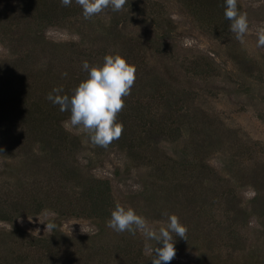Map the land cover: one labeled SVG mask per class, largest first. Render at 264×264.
<instances>
[{
  "label": "rangeland",
  "instance_id": "374dc122",
  "mask_svg": "<svg viewBox=\"0 0 264 264\" xmlns=\"http://www.w3.org/2000/svg\"><path fill=\"white\" fill-rule=\"evenodd\" d=\"M71 5L67 17L62 4L52 12V0H0V62L15 65L14 86L32 84L48 101L44 90L57 86L56 76L78 79L87 59L93 66L131 53L137 79L123 110L143 121L125 124V137L103 148L68 115L63 126L82 148L63 157L67 175L52 181L45 154L39 172L29 162L13 178L15 161L0 149V196L31 190L28 176L40 173L41 185L63 197L61 207L0 221V264H152L140 231L118 233L109 219L80 214V187L96 178L110 181L115 205L134 208L149 224L176 214L187 226V240L173 234L177 254L169 264H264V47L257 46L264 0H238L249 20L243 43L229 30L225 0H127L121 11L109 7L91 19L75 0ZM163 122L175 133L158 139L156 163L154 152L129 149L130 138L147 142L146 130ZM191 163L207 168L184 171ZM155 164H168L166 177ZM46 223L56 227L45 232ZM34 239H47L51 251L32 247Z\"/></svg>",
  "mask_w": 264,
  "mask_h": 264
},
{
  "label": "trees",
  "instance_id": "16d2710c",
  "mask_svg": "<svg viewBox=\"0 0 264 264\" xmlns=\"http://www.w3.org/2000/svg\"><path fill=\"white\" fill-rule=\"evenodd\" d=\"M54 6L53 11H57L61 5L60 0H52ZM47 4H45L46 6ZM62 9L68 11V16L73 11V6H62ZM42 15L45 19H49L48 12L42 10ZM41 18V17H40ZM42 20V18H41ZM43 21V20H42ZM118 31V26H114ZM39 38L43 39L45 35H38ZM72 47L76 46L71 44ZM83 57L91 58L92 55H87L80 52ZM132 54L129 53L125 57L132 63ZM86 61L91 64L90 60ZM5 63L0 62V149L2 152L10 154L9 159L15 161L11 168H13V178L26 174L21 172L24 168H27L31 163L32 166L37 168L39 172L44 162L41 155L45 154V157L49 158L51 164V174L49 181L52 178H60L59 172L67 175V167L63 163L62 159L66 154L80 150L81 141L79 138L71 135L63 126V121L70 115V111L61 112L59 105L53 104L50 100H44L42 96H35L31 92L32 84L30 86H17L13 84V69L15 65H4ZM133 64V63H132ZM87 72L85 71L82 75L77 77L72 76H56L57 86L63 87L64 92L61 95L67 94L72 95L73 81L78 87L79 83L87 78ZM55 78V76H53ZM51 87V86H48ZM46 88L45 94L49 95L53 90ZM75 87V88H76ZM56 93H53L55 95ZM48 97V96H47ZM48 99V98H47ZM136 112H140L139 108H132ZM128 111L130 109L122 110L118 115V122H122L123 125L128 124L130 121L140 122L143 121L142 116H133ZM145 117V115H144ZM132 123V122H131ZM166 122L157 124L149 128L147 132V142L140 141L139 138H130L128 147L129 149L135 150L139 153H153L150 157L155 163L158 160V143L159 138L164 135L172 136L175 133V129L168 128L165 125ZM145 130V126L140 123L138 125ZM125 127V126H124ZM125 132V130L123 131ZM124 134V133H123ZM125 137V135L121 136ZM137 141L139 144H137ZM39 144V150L34 148V145ZM41 154V155H40ZM156 165V169L163 176H167L168 164ZM192 166V167H191ZM207 167L205 165L190 164V167H184V171L193 174L194 171H205ZM33 175V172H32ZM43 175L35 173L34 176H28V180H32L35 185L31 190L26 192L12 193L6 192L3 196H0V221L11 224L15 222L19 216L27 213L26 211H33L34 214H40L46 205H55L56 207L62 206V195L57 194V190L53 187L49 189L46 186L41 185L42 180L40 178ZM194 179V175H190ZM190 176L186 177V180L190 179ZM24 178H26L24 176ZM193 182H189L190 187L193 186ZM80 196L77 199L79 204H83L81 207L80 214L86 215L88 218H96L104 221L105 219L111 218V212L115 208V202L112 196L111 183L108 179H92L88 184L80 187ZM74 209V205H72ZM74 211V210H72ZM32 247L38 250H42L45 254L51 251L47 239H34ZM125 250L126 257L132 259L133 249L129 246ZM15 264H21L17 262ZM35 264H43L42 259H38Z\"/></svg>",
  "mask_w": 264,
  "mask_h": 264
},
{
  "label": "clouds",
  "instance_id": "9594fccd",
  "mask_svg": "<svg viewBox=\"0 0 264 264\" xmlns=\"http://www.w3.org/2000/svg\"><path fill=\"white\" fill-rule=\"evenodd\" d=\"M60 2L62 6L67 7L71 5L72 0ZM75 2L82 8L84 18L91 19L109 7L115 12L121 11L127 0H75ZM225 4L224 16L230 22L229 30L243 43L249 31L247 13L240 11L238 0H225ZM257 37V46L264 47V27L257 30ZM82 67L88 74L87 78L79 83L72 95H61L60 93L64 92L61 86L54 88L47 98L53 104L59 105L61 112L70 111L68 123L86 132L93 145L108 148L123 134L124 125L118 122L117 118L125 107V98L131 94L138 69L119 53L106 55L102 64L90 66L88 61H84ZM63 75L66 76L67 73ZM55 227L54 223H46L45 232ZM107 227L118 233L127 231L133 236L140 231L145 237V251L152 254V264H169L177 254L173 234L187 240L188 231L187 226L180 222L176 214L168 216L166 224L156 227L149 224L134 208L125 207L120 203H117L111 212ZM39 231L37 229L34 233ZM148 241H155V247ZM158 244H162V247H157Z\"/></svg>",
  "mask_w": 264,
  "mask_h": 264
}]
</instances>
